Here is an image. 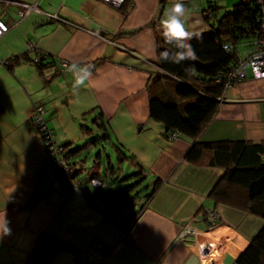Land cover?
<instances>
[{
  "label": "crops",
  "instance_id": "0c3cea01",
  "mask_svg": "<svg viewBox=\"0 0 264 264\" xmlns=\"http://www.w3.org/2000/svg\"><path fill=\"white\" fill-rule=\"evenodd\" d=\"M20 1L35 7L21 16L26 7L0 2V18L9 26L0 37V216L6 212L11 229L0 236L3 260L25 264L37 235L46 233L72 247L56 252L50 264H233L228 243L236 234L251 239L263 218L217 205L210 189L222 168L187 161L193 140L169 137L149 116L150 90L162 83L149 84L159 70L156 29L164 0H127L123 7L102 0ZM206 25L190 32L207 31ZM99 29L103 35L95 34ZM35 51L56 60L43 73L31 60ZM72 63L91 72L79 87L67 70ZM225 95L200 139H264V78L237 82ZM36 107L55 145L84 143L80 178L95 168L106 182L141 163L150 188L157 176L163 183L135 217L137 205L108 201V187L117 189L116 183L65 188L32 118ZM96 115L109 129L98 144L81 129L85 122L95 130ZM120 149L132 158L113 161ZM211 211L220 215L209 225ZM187 226L216 237L219 253L212 261H201L197 237L181 235Z\"/></svg>",
  "mask_w": 264,
  "mask_h": 264
},
{
  "label": "trees",
  "instance_id": "16d2710c",
  "mask_svg": "<svg viewBox=\"0 0 264 264\" xmlns=\"http://www.w3.org/2000/svg\"><path fill=\"white\" fill-rule=\"evenodd\" d=\"M218 9L219 4L211 15L206 13V8L203 9L204 20L210 29L193 35L187 41L195 50L194 60H185L179 64L160 60L162 51L171 53L176 49L162 37L161 28L156 29V65L159 70L153 85L160 81L162 83L160 90H150L149 116L162 123L165 134L169 137L176 133L193 140L185 155L187 161L222 168L221 176L210 189L217 205H226L259 215L264 220V139H200L204 128L218 112L226 96L225 85L216 81L217 76L235 59L234 53L224 49L222 44L243 43L246 39L249 40L257 34L261 20V10L257 3L239 0L231 11L219 14ZM50 56L47 52L35 51L31 60L43 73L45 67L56 61ZM93 122L97 127L95 130L91 124L85 122L81 124V129L90 133L92 142L98 144L109 136L108 121L96 115ZM81 144L77 148L72 147V144L59 146L71 165L69 177L66 181L61 180L62 185L67 189L84 188L86 184L92 185L93 179H99L105 185L116 183L119 185L117 189L108 187L109 195L118 205L124 204L131 208L137 205L131 214L135 217L154 196L163 179L157 176L150 188L145 183V167L141 163L136 169H126L121 174H114L107 183L97 177L99 171L95 168L86 173L84 178H80L81 173L86 170V157L82 156L87 153L82 149L84 143ZM120 150L118 161L132 158L128 157L127 151ZM55 156L53 153L52 159H55ZM107 166V169L110 168ZM218 218L213 220L207 215L206 221L211 225L217 222ZM61 249L72 247L63 240L39 233L25 264H50L53 256ZM233 264H264V222Z\"/></svg>",
  "mask_w": 264,
  "mask_h": 264
},
{
  "label": "built area",
  "instance_id": "2783aa9c",
  "mask_svg": "<svg viewBox=\"0 0 264 264\" xmlns=\"http://www.w3.org/2000/svg\"><path fill=\"white\" fill-rule=\"evenodd\" d=\"M108 3L112 7H117L113 0H102ZM206 1V13L211 15L214 13V9L219 4L220 0H205ZM246 3H257L261 10V20H260V27L253 37L249 40H245L243 43H235V42H225L222 44L223 48L231 51L235 55V59L227 66L225 71H222L218 76V82L224 83V94L227 90H229L232 86H234L237 82L243 81L249 77L251 78H264V0H240ZM0 2H4L6 4H19L27 8V10L19 11L21 16L28 14L35 5H31L20 0H0ZM126 0H123V3L119 4L118 7L122 6ZM9 29V26L6 22H4L0 18V37L4 35ZM95 34L103 35L100 33L99 30L94 31ZM7 62V61H6ZM4 63V61L0 60V64ZM63 65L66 66V63L63 62ZM41 107H36L34 109V113L32 118L35 122H40L42 117L38 114V111H41ZM1 110V108H0ZM42 112V111H41ZM176 136V133L172 134V137ZM49 143V141H48ZM49 145V144H48ZM52 149L56 151V147L54 144H50ZM58 158H55V168L59 175L62 177V180L67 179V176L64 177L60 174V166L58 162ZM65 178V179H64ZM64 181V182H65ZM92 184L95 186H102L103 183L99 179H93ZM215 212L212 211L209 213L210 219H215L217 216ZM219 217V216H218ZM188 230L194 231L192 227L187 226L184 229V234L189 232ZM196 231V230H195ZM197 236V245L200 255L205 257V261L213 260L215 254L213 253L214 250L217 248V241L216 237L212 235H208L207 233L198 232ZM97 248L100 249L101 245H97ZM0 264H12L3 260L2 256L0 255Z\"/></svg>",
  "mask_w": 264,
  "mask_h": 264
},
{
  "label": "clouds",
  "instance_id": "9594fccd",
  "mask_svg": "<svg viewBox=\"0 0 264 264\" xmlns=\"http://www.w3.org/2000/svg\"><path fill=\"white\" fill-rule=\"evenodd\" d=\"M118 7L123 3V0H113ZM186 7L182 0H175L169 7L164 10L163 16L159 23L161 26V35L169 43L173 44L176 51H162L159 55V59L163 61H170L172 63L179 64L185 60L196 59L195 50L191 44L187 43L193 33L186 30L183 17L186 14ZM67 70L72 72L76 77L74 84L79 87L84 84L85 80L91 75L90 69L87 67H81L76 63H72L67 66ZM9 221L6 219V212L3 216H0V236L10 234L11 229L8 227Z\"/></svg>",
  "mask_w": 264,
  "mask_h": 264
},
{
  "label": "rangeland",
  "instance_id": "374dc122",
  "mask_svg": "<svg viewBox=\"0 0 264 264\" xmlns=\"http://www.w3.org/2000/svg\"><path fill=\"white\" fill-rule=\"evenodd\" d=\"M188 1L190 2V6L186 7L187 11H186L185 16L183 17L186 30L194 31L196 29H204L207 25H206V22L204 21V19L202 18L201 9L206 5V1L205 0H188ZM238 1L239 0H220L219 1V9H218L219 14H222V13H225L227 11L233 10L234 5L236 3H238ZM174 2H175V0H164V3H163L164 4V7L160 11L162 16H163L164 10L167 7H169ZM161 7H162V5H161ZM1 10H2V7H1V4H0V12H1ZM38 114L40 115V117H42V116L44 117V114L42 115V112L41 111H38ZM39 132L42 134L41 131H39ZM45 139H46V141L48 143L47 136H45ZM52 143H54V140H51L48 143L49 144V146L47 147L48 148L47 149L48 150V153H50V155H52L53 153H55V155H56L55 157H58V159H59L58 162H59V166H60V174L62 176H64V177H66V176L69 177V173H70V170H71V165L67 162V159L65 158L67 156L64 155L63 149H60L59 148L60 150L58 151V148H56V151H54L51 148L52 146L50 145ZM81 145H82L81 143H79V142L76 143L75 142V144H73L72 147L75 146L74 148H77L78 146H81ZM85 156L86 155L84 154V156H82V157H85ZM112 159H113V161L114 160L116 161L117 160V157H112ZM54 166H55V163H54ZM107 199H108L109 202H111V203L113 202L112 199H111V196H108L107 195ZM113 205H114L115 209H117V206H115V204H113ZM213 212H215V211H212V213ZM214 215L218 217L220 214L217 213V214H214ZM229 228H231V230H232V225L230 227H228V228H225L223 230V232H226V234H223V237H225V239L227 238V236L230 237L229 233H227L228 231L229 232L231 231ZM188 231H189V233H191L190 235H192L194 238H196L198 236V234H199L197 230L196 231L195 230L194 231L188 230ZM202 233H205V232H202ZM181 235H184V230L181 232ZM208 235H211V234H208ZM64 242H66V241H64ZM226 243L227 242H225L224 244H226ZM220 245H221V242H220ZM213 253L215 255H217V253H219V251L218 250H214ZM223 253H224V251L222 250L221 255H223ZM200 259H201V261H205L204 260L205 257H202L201 256Z\"/></svg>",
  "mask_w": 264,
  "mask_h": 264
},
{
  "label": "water",
  "instance_id": "95a60500",
  "mask_svg": "<svg viewBox=\"0 0 264 264\" xmlns=\"http://www.w3.org/2000/svg\"><path fill=\"white\" fill-rule=\"evenodd\" d=\"M112 38V36H110ZM109 37V38H110ZM110 38V39H111ZM158 76V73H154L152 75V78L150 80V85L153 84ZM258 232V231H257ZM256 235V234H255ZM253 235L251 239H244L240 234H236L233 238L232 241H230L227 245V250L228 252L234 256V260L242 253V251L247 247V245L250 243V241L254 238Z\"/></svg>",
  "mask_w": 264,
  "mask_h": 264
},
{
  "label": "bare ground",
  "instance_id": "6f19581e",
  "mask_svg": "<svg viewBox=\"0 0 264 264\" xmlns=\"http://www.w3.org/2000/svg\"><path fill=\"white\" fill-rule=\"evenodd\" d=\"M206 7V5L203 7V9ZM203 11V10H202ZM157 73V72H156ZM36 123V126H37V129H39L38 131H41L42 132V134H43V137L45 138V136H47V139H48V141L50 142L51 140H52V133H51V131L48 129V127L46 126V124L44 123V121H43V118L41 119V121L40 122H35ZM52 144H54V143H52ZM55 145V144H54ZM60 145H55V147L56 148H58V151L61 149L60 147H59ZM60 148V149H59ZM57 151V152H58ZM230 260H231V258L228 256L226 259H225V262L226 263H229L230 262Z\"/></svg>",
  "mask_w": 264,
  "mask_h": 264
}]
</instances>
